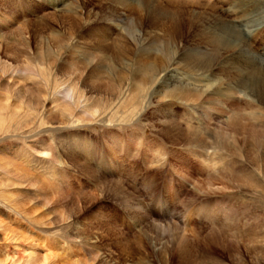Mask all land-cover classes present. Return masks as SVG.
Wrapping results in <instances>:
<instances>
[{
    "label": "rangeland",
    "instance_id": "rangeland-1",
    "mask_svg": "<svg viewBox=\"0 0 264 264\" xmlns=\"http://www.w3.org/2000/svg\"><path fill=\"white\" fill-rule=\"evenodd\" d=\"M51 1L0 0V38L5 35L13 37L15 29L29 21L48 23L43 16L59 13L63 2L68 4L72 0H59L57 4ZM205 1L218 6L219 10L214 12L220 16L219 25L222 19L237 24L233 18L235 13L231 12L226 0H203L201 9L206 7ZM253 1L252 7L244 12L245 18L257 17L264 9V0ZM90 7L91 20L82 23L75 43L72 42L68 51L58 56V68L53 69V79L56 78L54 91L35 72L34 63L27 62L24 56H14L22 53L19 51L21 47L11 49V56L0 48L2 61L12 63V66H28L26 71L20 70L13 75L4 76L0 71V114L8 119L12 118L10 113L13 110H19V119L24 118L25 109L20 104V97L26 96L28 90L34 95L39 92L46 111L42 125L33 116L22 119L26 122L20 123L18 129L14 127L18 117L13 118L14 122H6V127L0 131V164L6 156L44 180L50 189L34 187L0 169V220L26 236V242L31 243L30 250L56 254L52 260L56 264L74 263L77 259L89 261L97 254L107 253L108 249L117 253L119 243L123 241L119 242L116 230L126 235L133 247L134 237L139 236L151 220L172 222L186 231L191 248L202 264H264V104L258 97L248 95L249 90L238 84V72L225 58L223 62L219 61L217 78L209 71L195 73L177 69L167 72V84L168 81L171 84L182 82L205 90L207 94L198 103H182L177 99L151 100L140 114L134 113L129 119L109 118L108 113L102 112L94 116L89 114L91 108L100 104L97 96L91 98L90 94L94 93L89 91L83 98L84 103L78 105L77 92L81 86L75 87L74 81L67 82L62 74L66 76V72L60 67L67 58L84 61L88 56L82 53L86 52L85 49L94 52L91 44L99 35L102 37V30L106 32L113 27L114 34L125 26L123 21L117 22L118 26L111 20L101 19V16L108 15L107 9ZM187 16L186 12H179L183 22L190 19ZM257 19L248 21L247 25L255 33L239 32L232 40L247 52L255 66L263 68L264 20ZM54 29L61 31L58 25ZM182 35L184 46H191V33L186 27ZM199 48L206 50L203 46ZM219 52L222 58L232 56L221 49ZM234 65L243 68L236 61ZM9 78L16 86L28 90L19 88L13 95L11 89L8 90ZM53 83L49 82V85ZM67 90H73L74 94L70 95ZM214 91L218 94L213 95ZM68 109L73 110V115H69ZM233 119L259 130L261 137L257 144L261 142V146L247 144L249 151L246 153L239 135L241 128L236 133L238 146L231 140L234 134H220L222 130L219 129V144H209L212 148L203 154L198 146L192 150L157 130L161 121H172L197 134L211 132L214 138L218 134L215 128L220 125L219 128L226 130L224 126ZM191 151H201L199 154H203L204 159L200 160ZM103 181L120 182L133 196L124 199L111 191L95 198L80 212L75 210L79 195L98 194L97 189ZM209 181L214 185L209 186ZM3 182L10 185L2 187ZM212 187H219V191H209ZM45 202L48 206H44ZM81 202L83 204V200ZM212 231L219 232L218 243L210 236L206 238V234ZM97 233L101 236L96 239ZM3 234L0 229V237ZM86 236L89 239H85ZM13 244H0V261L15 256ZM184 261L177 250H173L172 264H185ZM91 264L101 263L95 261Z\"/></svg>",
    "mask_w": 264,
    "mask_h": 264
},
{
    "label": "bare ground",
    "instance_id": "bare-ground-1",
    "mask_svg": "<svg viewBox=\"0 0 264 264\" xmlns=\"http://www.w3.org/2000/svg\"><path fill=\"white\" fill-rule=\"evenodd\" d=\"M53 1L54 4H57L59 0ZM202 2L203 0H72L68 4L65 2L66 5L63 2V8L60 6L62 9L59 8L61 10L59 13L43 16L48 23L40 20L29 21L17 27L13 33V37L8 35L2 36L0 38V48L11 56L13 54L11 49L21 47L22 50L19 49V51L23 54L18 53L19 51L17 50L18 52L16 51V53L18 54H14V56H24L23 58L27 62L30 64L34 63L35 72L54 91L56 89V78L53 79L55 75L53 74V69L58 68V56L68 51L69 45L72 42L75 43L77 31L82 23H88L91 20L92 8L90 6L103 7L108 10V15L101 16V19L105 21L111 20L115 25H118L117 22L123 21L125 26L120 31L114 32V34L112 31L113 27L109 29L111 32L109 30L106 32L102 30V37L99 35L93 40L94 44H91L94 47V52L90 53L88 52L89 50L85 49L86 52L82 53L88 56L84 61L78 62L71 58H69V61L67 58L65 59L67 62H63V66L60 67L66 72V76L65 73L62 74L68 80L67 82L71 83L70 81H74L75 87L77 85L81 86L79 93L77 92L78 105H81L87 96L86 93H89V91L94 93L90 94L91 98L97 96L96 99L99 100L100 104L95 109L88 108L90 109L89 114L94 116L97 112H102L103 114L108 113L109 118L129 119L134 113L138 114L142 111L144 106L151 100L177 99L182 103H198L207 92L182 82L171 84L167 80V84L165 79L168 76L167 72L177 69H184L195 73L209 71L211 76L217 78L219 61L223 62L225 58L237 70L238 84L244 89L249 90L248 95L258 97L264 104V64L263 68L255 66L252 60L248 58L250 56L247 52L239 48L232 40L234 37H237L239 32L244 34L255 33L247 28L248 21H255L256 18L263 21L264 9L261 10V14H258L257 17L245 18L246 13L244 14V12L250 6L252 7L255 1L226 0L225 2L229 4L231 12L235 13V15L233 14V18L237 24H229V22L222 19L219 25L220 16L214 12L216 9L219 10L218 6L215 3L205 1L206 7L201 9L202 6L200 5H202ZM195 7L200 9L197 10ZM179 12H186L188 14L187 17L190 19L187 23L179 18ZM228 15L230 16V14ZM54 25H58L61 28L60 33L54 29ZM100 26L103 27L104 25ZM184 27L191 33L189 43L196 45L195 47H191L192 45L186 47L182 43ZM113 35L116 36L112 37ZM146 35L148 37H144ZM231 36L232 38H230ZM109 38L112 39L111 42H109ZM200 46H203L206 50H202L199 48ZM76 48L78 50L77 45H75ZM219 49L225 53H232V56L222 58ZM234 61L242 65L243 68L235 66ZM69 63L72 64L70 65ZM26 67L28 66L24 68L19 65L12 66V63L2 61L0 56V71L4 76L6 74L13 75V73H18L20 70L26 71ZM171 74L169 75L171 76ZM161 78H164V80L161 81ZM248 81L251 83L248 84ZM7 82L10 87L8 90L11 89L10 91L13 95L16 94L19 88V90L23 91L28 90L24 86H16L13 83L14 80L11 81V78ZM49 82H54V85H49ZM66 92L70 95L74 94L73 90H67ZM210 92H208L209 95ZM212 94L217 95L218 91H214ZM20 101L22 102L20 104L25 109L22 114H25L24 118L33 116L32 118H35L36 121H39V125H42L46 111H44V100L39 92L34 95L28 90V94L20 97ZM15 110L17 109L15 108ZM65 110L67 111V108ZM17 112L13 110L10 113V117L12 118L8 119L5 117L6 115L0 114V131L6 127L7 121L14 122L13 118L17 119L16 117L21 115V113L17 114ZM69 112V115H73V110L72 112L69 110ZM24 118L21 117L19 119L18 117V121H15V129L20 128V125L26 122L23 121ZM159 126L157 128L159 132L164 133V135L176 142L187 145L191 149L198 146L202 149L203 154L210 147L212 148L209 144H219V129L222 130L220 134H234L231 140L235 146H238L235 139L238 140L236 133L238 128H241L242 132L239 135H241L242 147L246 153L249 151L247 144L250 147L261 146V142L259 145L257 144L261 137V134L258 133L259 130L247 123L234 119L231 122L228 120L224 126L229 129V132L227 129L224 130L225 128H219L220 125L215 128L218 134L214 138L210 135L211 132L197 134L195 131L185 130L181 125L172 121H161ZM29 131L31 132V129ZM249 139L250 143H248ZM253 139L255 143H253ZM201 151L191 152L201 160L204 159L203 154H199ZM262 154L264 156V153ZM209 159L211 160V158ZM2 160L0 169L6 171L8 174L10 173L19 180L31 185L33 184L34 187H46L50 191L44 180L42 181V179L26 171L24 168L19 167L12 159L5 156ZM5 184L3 182L1 184L2 187ZM208 184L209 186L214 185L211 181ZM7 185L10 184H6V187ZM97 190L98 194L86 193L79 195L80 197H78L74 209L80 212L89 206L92 201L94 202L95 198L102 197L103 194L105 195L111 191L118 194V196L121 195L124 199L133 196L125 187L121 186L120 182L116 181H103ZM215 190L219 191V187L209 189V191ZM45 200L48 199L46 198ZM44 206H48V203L45 202ZM0 229L4 232L3 236L0 237V244H4L5 242L10 244V242H13V251L15 252V256L2 259L3 261H0V264H6L7 262L8 264H56L52 261L56 257V254L44 251L39 253L34 252L35 250H30L31 243L26 242L27 237L12 229L2 220H0ZM116 231L119 234V242L123 241L119 243L120 248L119 251L117 250V253L108 249L107 253L103 255L97 254L92 260L77 259L74 263L65 262L63 264H91L95 261L101 264H172L173 250H177L180 259L185 260V264H202L191 248L192 245L186 231L172 222L162 223L151 220L145 229L140 231V235L134 237L133 247L130 245V240L126 235L118 230ZM100 234H96V239L101 236ZM209 236L212 241L219 242V232H209L206 234V238L209 239ZM86 238L89 239L88 236ZM18 239L21 241H18ZM19 242L25 244H20Z\"/></svg>",
    "mask_w": 264,
    "mask_h": 264
}]
</instances>
